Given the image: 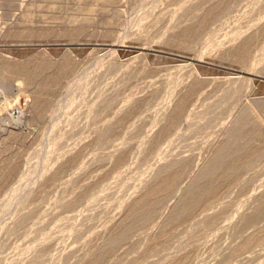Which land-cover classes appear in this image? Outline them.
<instances>
[{"label": "rangeland", "instance_id": "1", "mask_svg": "<svg viewBox=\"0 0 264 264\" xmlns=\"http://www.w3.org/2000/svg\"><path fill=\"white\" fill-rule=\"evenodd\" d=\"M0 264H264V0H0Z\"/></svg>", "mask_w": 264, "mask_h": 264}]
</instances>
